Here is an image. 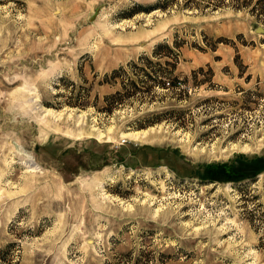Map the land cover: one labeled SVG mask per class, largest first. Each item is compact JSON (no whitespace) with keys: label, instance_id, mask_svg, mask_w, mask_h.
Masks as SVG:
<instances>
[{"label":"rangeland","instance_id":"374dc122","mask_svg":"<svg viewBox=\"0 0 264 264\" xmlns=\"http://www.w3.org/2000/svg\"><path fill=\"white\" fill-rule=\"evenodd\" d=\"M159 1L0 0V264H264V0Z\"/></svg>","mask_w":264,"mask_h":264},{"label":"trees","instance_id":"16d2710c","mask_svg":"<svg viewBox=\"0 0 264 264\" xmlns=\"http://www.w3.org/2000/svg\"><path fill=\"white\" fill-rule=\"evenodd\" d=\"M239 1V0H237ZM249 1L252 0H245V3L240 5V6H248ZM225 3V0H188L185 1V3L181 6V7H189V8H198L203 9V8H207V7H213V8H218L219 6L223 5ZM174 5H179V0H160L152 9L155 8H161V9H169L170 7H173ZM162 46L159 45L158 48ZM166 47H168V49L173 50L172 46L166 44ZM155 53H157V51H155ZM176 51L172 54H168V56L172 59H175L177 61V56H176ZM169 65H172L173 68H175V64L176 62H171V61H166Z\"/></svg>","mask_w":264,"mask_h":264},{"label":"bare ground","instance_id":"6f19581e","mask_svg":"<svg viewBox=\"0 0 264 264\" xmlns=\"http://www.w3.org/2000/svg\"><path fill=\"white\" fill-rule=\"evenodd\" d=\"M146 134H147L146 131L130 133V135L133 136V138H136V139H144L146 137Z\"/></svg>","mask_w":264,"mask_h":264}]
</instances>
